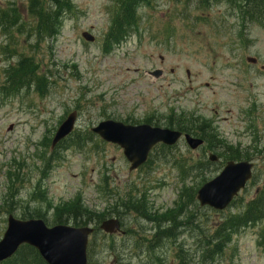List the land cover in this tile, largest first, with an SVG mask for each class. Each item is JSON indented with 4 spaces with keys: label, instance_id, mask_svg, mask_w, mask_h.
Here are the masks:
<instances>
[{
    "label": "rangeland",
    "instance_id": "1",
    "mask_svg": "<svg viewBox=\"0 0 264 264\" xmlns=\"http://www.w3.org/2000/svg\"><path fill=\"white\" fill-rule=\"evenodd\" d=\"M116 1L72 0L59 34L38 43L15 28L6 36L0 27V239L10 214L27 220L30 210L33 218L40 213L53 224L57 209L74 198L102 214L107 199L120 204L128 195L141 200L146 214L123 216L125 228L136 232L132 237H93L95 264H182L179 255L185 264H264V219L239 226L213 261L202 263L199 251L203 231L211 236L264 184V157H258L254 179L235 203L216 212L200 207L193 194L219 169L195 171L190 178L176 164L195 163L209 148L192 151L184 141L167 155L157 148L148 164L132 172L123 150L97 136L84 148L79 143L65 148L106 119L130 124L151 119L164 128L170 117L186 115L206 121L219 138L212 145L254 154L255 142L264 146V22L243 23L227 0H153L140 6L139 25L122 43L106 45ZM29 3L0 0V11L13 4L29 27L34 22ZM83 32L94 42L84 40ZM21 54L34 57L46 75V95L34 89L3 93L5 70ZM248 58L259 63L254 67ZM155 69L163 71L161 77L151 76ZM73 111L79 113L75 139L51 150L56 130ZM230 150L217 148L214 154L227 158ZM106 188L110 196L102 192ZM173 216L179 226L168 237L163 231Z\"/></svg>",
    "mask_w": 264,
    "mask_h": 264
},
{
    "label": "trees",
    "instance_id": "2",
    "mask_svg": "<svg viewBox=\"0 0 264 264\" xmlns=\"http://www.w3.org/2000/svg\"><path fill=\"white\" fill-rule=\"evenodd\" d=\"M150 1L152 2V0H117L113 9L114 19L112 28L106 36L105 44L118 45L122 43L131 33V31H133L139 25L140 18L138 10L140 6L147 4ZM230 1L235 5L240 17L242 18V21L252 23L264 22V0ZM72 7V0H30L28 13L32 16L31 18L36 20V25L34 27L31 26L28 32L34 35L35 38H37L36 40H40L43 34H45L47 37H55L59 32L61 24L60 20L63 14L66 13V11H70ZM17 12L18 10L16 8L10 10V13L0 12V26L3 31H9V29L14 26H19L20 30L25 29V23L24 21L21 22V18ZM24 31H26V29ZM5 71L7 85L5 86L4 91L8 94L18 92L21 87L31 83L32 79L38 84L39 87L45 83V78H43L38 73V68L35 65L34 59L32 57L27 58L21 56L16 67H9ZM146 123H151V121L147 120ZM205 125L206 122H204L202 119L187 117L186 115H181L178 117L172 116L166 123V126L169 128L192 133L195 136L202 137L203 139L207 140V142H210V139H212V142L214 140L216 141V135L212 131L207 130ZM75 135L76 133L70 137V140H74ZM92 137V134L87 133V135L82 139H76L72 142V144L67 145V148L77 147V143H79V147H81V144L85 145L89 140L92 139ZM161 150L166 154L168 152L165 147H162ZM253 156L254 155L252 154H246L243 156L241 152L237 153L232 151L227 157L231 160H251ZM222 157L224 156L222 155ZM176 164L177 167L182 170L184 177L193 175L196 170L199 172L204 171L205 174H207V172H209L213 166L216 167V165L210 163L207 158H201L196 163H186L185 161H182L181 163L176 162ZM205 181L206 180H204V182ZM110 191L111 190H107L106 193L110 195ZM10 195L12 198H14L15 194L10 193ZM136 199V197L127 195L125 198H123L120 204L115 201V204H113L111 208L108 209V213L121 217L122 215L133 211L144 216L146 214V208L140 199ZM57 210L64 212L65 214L64 218H60L61 213H59L57 219L58 223H63L65 220H69L75 226H86L93 221H95V223L98 225L99 222H101V220H103L107 215L106 213L98 215L91 211L82 203L79 198L70 202L69 204L63 205V207L58 208ZM6 212L10 214L12 209H7ZM25 214H30V218H33L34 216V213H31L30 210L24 213V215ZM36 216L39 215L37 214ZM263 217L264 188L257 201L255 200L251 202L246 208H243L241 211L234 212V214L226 217L225 220H221L214 229L211 236L204 234L203 231V244L200 245L199 248V251L202 253V263L207 262V259H211L212 255L214 258L221 254L223 252V248L231 240L233 234L238 231L239 226H245L248 223L257 221ZM25 218L26 217L24 216L22 219ZM167 233L170 234L171 231H167ZM93 253L94 252L92 250L91 243L89 249V258L91 259V264H95L93 261ZM179 259L181 260L182 264H185L184 259L180 255ZM0 264L46 263L34 248L25 245L20 248L15 256Z\"/></svg>",
    "mask_w": 264,
    "mask_h": 264
},
{
    "label": "water",
    "instance_id": "3",
    "mask_svg": "<svg viewBox=\"0 0 264 264\" xmlns=\"http://www.w3.org/2000/svg\"><path fill=\"white\" fill-rule=\"evenodd\" d=\"M83 37L88 41H94L88 33H84ZM249 61L254 62L251 59ZM161 74V71H157L154 76L158 77ZM76 118L77 113L74 112L62 123L54 137L53 147L73 131ZM93 132L100 135L103 140L123 148L125 157L131 163L130 171L147 162L154 146L160 143L173 146L182 136L180 132L170 129L148 124L126 125L114 120L101 122ZM185 138L193 150L203 145L201 139L189 135ZM210 159L217 160L213 155ZM253 166V163L247 161L228 162L220 175L199 189L197 199L200 206H209L219 211L227 208L251 179ZM100 229L108 234L117 233L120 230V222L117 219L105 220ZM93 231L90 226L76 228L58 225L49 228L42 220H19L10 215L7 229L0 240V262L11 258L20 246L27 244L34 247L48 264H88L89 236Z\"/></svg>",
    "mask_w": 264,
    "mask_h": 264
},
{
    "label": "flooded vegetation",
    "instance_id": "4",
    "mask_svg": "<svg viewBox=\"0 0 264 264\" xmlns=\"http://www.w3.org/2000/svg\"><path fill=\"white\" fill-rule=\"evenodd\" d=\"M261 68H262V71H264V65H261ZM253 147H258V148H264V146H260V143H258V142H255V144H254V146ZM263 154H264V152H262ZM254 176H255V174H254ZM254 176H253V178L250 180V182L254 179ZM249 182V183H250ZM248 183V184H249ZM260 192H261V190L258 188L256 191H255V199L256 198H258V196L260 195ZM127 234V233H126ZM117 237H121V235H113V238H117Z\"/></svg>",
    "mask_w": 264,
    "mask_h": 264
}]
</instances>
